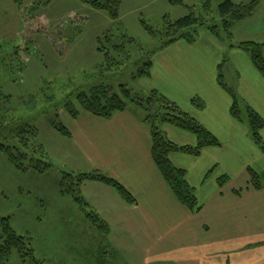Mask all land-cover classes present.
Wrapping results in <instances>:
<instances>
[{"label": "rangeland", "instance_id": "obj_1", "mask_svg": "<svg viewBox=\"0 0 264 264\" xmlns=\"http://www.w3.org/2000/svg\"><path fill=\"white\" fill-rule=\"evenodd\" d=\"M36 1L22 0V5L18 6L13 0H0V90L12 99L16 115L28 119L38 128V141L44 143L49 151L53 167L43 174L34 171L21 172L0 153V215L9 217L15 231L30 239L34 258L43 264H140L134 256L131 257L112 246L110 237L101 234L90 223L84 211L70 196L60 194L59 182L64 172H87L98 167L71 137L51 133L49 121L58 119L68 129L73 127L72 117L62 106V100L67 94L76 93L90 82L96 83L100 77L95 80L94 78L99 75V70H106L97 69L98 64L95 65L98 59L103 61V55L96 50L98 36L103 40L104 33L109 32L113 41L133 38L139 48L152 51L168 40L165 35L167 32L164 31L165 16L168 15L174 20L185 14L186 9L173 6L167 0H123L119 17L114 21L104 11L77 0H53L49 5H41L37 10H32ZM183 1L193 6L198 13L202 2L206 0ZM207 1L211 3L212 9L207 15L215 19L218 27L217 36L212 34L216 40H205L204 35L201 38L198 35L189 45L190 50L187 47L176 48L171 45L161 49L167 54H181L184 60L181 65L192 74L177 78L184 82L183 88L191 90L186 101L184 97L187 94L183 90L169 92L173 100L168 99L174 101L184 112L193 115L199 108H207L215 101L220 102V96L211 91L215 87L211 74H216L217 70L214 68L218 65H221L226 83L234 90L242 112V119L237 121L239 125L234 134L230 135L225 129L217 131L218 136H215L220 145L215 147L218 151L215 155L219 160L206 169L209 175L205 181L208 183L213 176L228 177L223 189L224 198L218 204L210 201L203 212L210 215L218 211L221 218L216 222L211 221L217 226L225 219L229 209L238 212L239 206L245 208L244 205L238 206L240 200L235 202L229 191L233 188L251 187L249 169L258 174L264 171V80L249 63L248 54L239 47L242 41L264 42V0H259L250 16L233 24L231 38L227 37L217 12L220 0ZM142 20L153 29V35L142 26ZM39 26L42 28L37 31ZM200 31L209 32L204 26L198 28L197 32ZM132 46L131 59L116 55L114 62L108 64L111 68L104 72L108 78L104 83L118 93L119 86L125 84L131 89L133 97L146 99L151 90L145 87L147 79L133 77L136 74L134 60L137 59L139 50L136 49L137 45ZM55 53V59L51 60V54ZM110 53L115 54V51L111 49ZM189 79L191 85L188 84ZM221 92L230 107L233 98L224 89ZM127 102L126 108H133L144 116L145 113L138 104ZM74 107L81 110L75 102ZM247 108L258 113L263 120V127L259 132L260 143L252 136ZM162 125L163 123L157 124L160 129ZM179 156L181 157L177 161L188 169L190 183L198 187L197 191L193 189L195 195L199 194L201 197L203 194L198 191L209 190V187L200 188L199 181L202 178H197L198 170L195 171L194 162L189 159L195 157L184 153ZM100 171L106 174L105 167ZM249 197L256 199V209H264V193ZM204 199L205 195L203 202ZM212 234L213 230H210L208 242ZM222 239L224 250L218 255L235 257L234 251L247 249V238ZM197 245L198 242H195L194 246ZM251 246L252 243L248 247ZM180 249L175 246L173 251L179 252ZM239 259L237 261L240 264H246ZM168 261L170 260L164 259L143 264H173ZM259 261L263 262L259 264H264V257ZM6 264L36 263H24L16 252H12Z\"/></svg>", "mask_w": 264, "mask_h": 264}, {"label": "crops", "instance_id": "obj_2", "mask_svg": "<svg viewBox=\"0 0 264 264\" xmlns=\"http://www.w3.org/2000/svg\"><path fill=\"white\" fill-rule=\"evenodd\" d=\"M122 3L123 0L120 6ZM209 33L200 31L197 32V36L200 35L201 38L204 35L205 40H216ZM189 45L191 43L184 39L171 44L176 48L187 47L190 50ZM163 51L161 49L152 55L149 75L140 79H147L145 86L147 89L157 90L167 98L172 99L170 91H184L183 93L187 94L184 97L186 101L191 90L183 88L184 82L177 78L189 77L192 74L181 65L184 61L181 54L172 52L167 54ZM50 57L54 60L56 53ZM100 61L98 59L95 65ZM249 63L253 66L250 58ZM214 69L217 72L211 74V79L213 78L215 87L213 86L211 91L220 96V102L215 101L207 108H199L190 116L217 138V131L225 129L232 135L239 124L230 114L232 103L229 107L227 98L221 92L223 88L217 82L218 67ZM188 84L191 85L190 79ZM72 122L73 127L69 129L66 127L70 133L69 137L95 162V166L98 167L95 170L100 171L105 167L106 174L123 185L134 198V202L128 203L115 188L96 181H86L80 187L81 196L88 209L106 223L108 230L101 234L110 237L112 246L131 257L134 256L140 264L164 259L170 260L168 262L173 264H240L238 258L240 262L254 264L264 257V209H256V199L249 197L256 193H264V187L261 189L241 187L229 191L235 202L240 200L238 206L244 205L245 208L239 206L238 212L229 209L225 219L217 226L211 221L216 222L221 218L218 211L210 215L203 214L210 201L218 204L224 198L225 185L219 186L220 177L213 176L210 183L205 181L209 175L206 169L219 160L215 155L218 153L216 146H206L198 155L184 153L195 157L189 159L194 162L195 171L198 170L197 178H202L199 181L200 188L209 187V190L198 191L205 195V199L203 202V195L199 197L197 194L200 210L192 212L177 201L153 163L150 154V129L141 113L133 108H126L105 119L83 111L76 118H72ZM50 129L51 133L59 135L51 124ZM161 130L169 140L180 146L194 147L197 144L195 135L171 124L164 123ZM41 144L48 154L44 143ZM180 153L183 152L171 153L170 160L175 166L185 170V178L188 184L192 185L188 179V169L177 161L181 157ZM202 164L203 167L200 168ZM191 187L197 191V185ZM262 201L264 203V198ZM210 230H213V234L208 242ZM223 237L247 238L246 244L249 246L252 243V246H247V249L242 251H234L235 257L218 255L224 250ZM195 242H198L197 246H194ZM175 246L181 248L179 252L173 251Z\"/></svg>", "mask_w": 264, "mask_h": 264}, {"label": "trees", "instance_id": "obj_3", "mask_svg": "<svg viewBox=\"0 0 264 264\" xmlns=\"http://www.w3.org/2000/svg\"><path fill=\"white\" fill-rule=\"evenodd\" d=\"M77 1L85 3L96 10L104 11L114 21L119 17V8L122 2V0ZM13 2L18 6L22 5V0H13ZM51 2L53 0H37L32 10H37L41 5H49ZM258 2L259 0H240L238 2H234L233 0H220L218 2L217 12L228 38H231L233 24L250 16ZM169 4L184 7L186 12L174 20H171L168 15L165 16L164 21H166V25L164 31L167 32L165 35L168 37V40L162 43L159 48L147 51L139 48L136 39L133 40V38H130V40L113 41L111 40L112 37L109 32L104 33L103 40L101 37H98L96 41L97 50L103 55V61L97 65V69L105 68L106 70L101 71L100 69L98 72L99 75H94V80L96 77H100L96 83L90 84V82L88 86L77 90L76 93L67 94L61 103L72 118H76L80 111H85L93 116L105 119L112 117L117 112L124 111L127 107V101L136 105L138 104L145 113L143 120L150 129V154L153 163L177 201L192 212H196L200 210V206L194 193V188L188 184L185 178V170L175 166L170 160L169 155L173 152L198 155L201 149L206 146L220 145L217 138L194 117L184 112L175 102L157 90H151L146 99H139L137 96L133 97L131 95V89L125 84L119 86L120 90L118 93L112 91V88L104 83V80L107 78L104 72L110 70L111 67L109 68L108 64L111 65L114 62L113 60L116 58V55L131 59L132 44L137 45L138 47L136 49L139 50V52L137 51L139 57L137 56V59L134 60L136 74L133 77L141 78L149 75L151 57L156 50L165 48L179 39H184L187 43L194 42L198 28L203 26L207 27L211 34L217 36L218 27L215 24V19L212 16H208L210 11H212L209 1L202 2L198 13L195 12L193 6L185 4L183 0H169ZM141 24L151 35L154 34L153 29L145 21L142 20ZM40 28L42 26H39L36 30L39 31ZM239 47L248 54L253 66L264 79V42L242 41L239 43ZM111 49L115 51V54L110 53ZM111 76L108 75V77ZM217 82L233 98L230 107L231 116L238 121L241 120L242 112L236 101L235 92L226 83L221 65L218 66ZM74 102L79 105L81 110L74 107ZM15 112L16 110L10 96L3 94L0 90V153L4 154L6 160L18 171H34L43 174L53 167V163L44 146L38 141V128L28 119L16 115ZM247 119L253 138L257 143H260L261 137L259 132L263 127L261 116L251 108H247ZM49 122L52 128L61 136H70L66 126L58 119H51ZM158 123H168L194 134L197 138L196 146H180L172 142L165 136L159 126H157ZM262 147L264 148V146ZM248 173L250 175L249 182L251 187L254 189L264 187V171L258 174L249 169ZM86 181H96L115 188L120 196L128 203L134 202V198L117 180L99 170L77 173L64 172L62 174L59 182L60 194L70 196L79 208L84 211L90 223L100 232L105 233L108 230L106 223L97 214L88 209L86 202L81 196L80 187ZM227 181L228 177L223 175L218 179V184L222 187ZM30 244V239L27 236L18 234L11 226L9 217L0 215V264H6L12 252H16L24 263L29 261L31 263L43 264L42 261L34 258L33 249Z\"/></svg>", "mask_w": 264, "mask_h": 264}]
</instances>
